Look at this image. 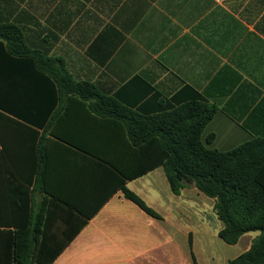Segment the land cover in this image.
Listing matches in <instances>:
<instances>
[{
	"label": "crops",
	"instance_id": "crops-1",
	"mask_svg": "<svg viewBox=\"0 0 264 264\" xmlns=\"http://www.w3.org/2000/svg\"><path fill=\"white\" fill-rule=\"evenodd\" d=\"M19 1L0 0V18L24 27L41 74L55 70L44 59H62L102 97L44 77L21 116L0 114V248L39 231L40 247L60 252L50 264H230L247 252L261 233L226 243L199 189L174 194L162 167L127 176L154 153L148 118L193 90L217 111L210 148L264 138V0ZM123 180L158 218L125 197Z\"/></svg>",
	"mask_w": 264,
	"mask_h": 264
},
{
	"label": "trees",
	"instance_id": "trees-1",
	"mask_svg": "<svg viewBox=\"0 0 264 264\" xmlns=\"http://www.w3.org/2000/svg\"><path fill=\"white\" fill-rule=\"evenodd\" d=\"M35 54L21 23L11 21L7 15L2 16L0 114L21 116L15 109L23 101L34 98L36 93L33 94L32 87L39 89L44 77L54 85L65 86L69 94L102 97L94 84L74 78L62 59H44L55 65V70L46 79V75L41 74V57ZM9 61L13 63L11 67H16H10L8 71ZM31 61L37 65V72L25 74L28 70L25 67L32 64ZM193 93L188 102L148 118L146 125L151 130L145 134L144 148L151 151L152 147L154 153H145L143 169L127 177H139L162 167L174 194L180 195L184 188L191 186L199 189L215 200V212L224 223L220 237L226 243L235 245L246 233H261L251 248L230 264H264V138L253 139L227 152L210 148L214 136L206 138L205 129L217 111L194 90ZM125 180L122 182L125 197L158 218L155 211L126 187ZM40 237L39 231L28 237L17 233L10 244L5 243L0 248V264L52 263L60 252L42 249ZM47 253L51 256L46 257ZM194 264H197L196 260Z\"/></svg>",
	"mask_w": 264,
	"mask_h": 264
},
{
	"label": "rangeland",
	"instance_id": "rangeland-1",
	"mask_svg": "<svg viewBox=\"0 0 264 264\" xmlns=\"http://www.w3.org/2000/svg\"><path fill=\"white\" fill-rule=\"evenodd\" d=\"M14 2L23 3V1L21 2L19 0H14ZM27 2H30V3H33V4H39L41 2V0H28Z\"/></svg>",
	"mask_w": 264,
	"mask_h": 264
}]
</instances>
